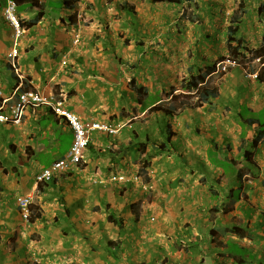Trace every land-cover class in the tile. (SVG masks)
Returning a JSON list of instances; mask_svg holds the SVG:
<instances>
[{
    "label": "crops",
    "instance_id": "crops-1",
    "mask_svg": "<svg viewBox=\"0 0 264 264\" xmlns=\"http://www.w3.org/2000/svg\"><path fill=\"white\" fill-rule=\"evenodd\" d=\"M96 1L91 12L102 19L100 31H107L109 11ZM6 2L0 0V108L8 100L3 112L9 113L18 93L35 88L64 96L66 108L82 120L124 128L117 136L95 133L80 170L37 184L36 176L68 153L73 141L68 123L40 107L28 108L21 125L0 124V264H264V134L259 139L260 130L248 125L264 106V82L250 81L241 69L222 77L212 86L217 97L210 106L222 111L219 120L205 118L204 107L184 106L174 117L161 113L140 120L126 107L134 112L139 107L136 86H128L126 72L112 68L111 59L97 60L77 48L67 58L75 38L65 30L76 29L67 24L74 11L63 0L47 1L46 17L25 30L17 59L25 78L20 82L10 64L14 34L4 18ZM249 4L240 35L254 54L260 47L264 51V18H254ZM35 15L28 9L20 13L23 20ZM227 26L228 21L221 29L225 42ZM65 59L68 66L62 65ZM148 82L135 79L150 97L163 94L159 87L167 80L152 84V91ZM155 102L140 105L149 109ZM244 108L249 116H241ZM52 114L60 131L47 123ZM45 155L53 157L49 166ZM119 174H142L149 184L108 181ZM22 195L37 200L29 223L17 205Z\"/></svg>",
    "mask_w": 264,
    "mask_h": 264
},
{
    "label": "rangeland",
    "instance_id": "rangeland-1",
    "mask_svg": "<svg viewBox=\"0 0 264 264\" xmlns=\"http://www.w3.org/2000/svg\"><path fill=\"white\" fill-rule=\"evenodd\" d=\"M102 1L104 2V8L109 11L107 31H100L101 27L98 26L97 22L102 19L91 12L90 6L95 8L94 4L97 5V1H80L79 3L82 2L83 7L79 9L77 17L71 22L75 23L71 24V26L75 27L76 30L73 32L65 30L68 36H73L74 34L75 38L73 43H69L70 49L66 54L68 59L71 51L76 48L78 53H87L97 60L111 59L112 68L126 72V76L130 79L127 84L132 87L134 86L133 76L129 75V73L135 74L136 80H138V77L151 79V84L148 82L151 91L152 84L157 87L160 84V79L167 80V84H162V87H159L161 89L164 87L163 94H152L157 99L169 100L165 103L157 104L162 106L164 112H167L165 110L170 107L174 110L180 109L182 106L192 109L204 107L207 112V115H204V117L206 116L205 118L212 116L213 119H221L220 116L218 118L217 116L222 111L218 112L217 108L210 109V106L214 107L216 105L213 100L211 101L213 105L210 103L203 104L199 101L200 97L198 94L189 95L186 93L187 95H184L180 89L184 86L185 80L191 77L192 73L197 75L200 68L218 63L222 56L225 57L224 55L229 54L225 36L222 34L221 29L222 26H226L228 18L237 7L238 0H193L192 4H184L183 6L171 5L156 0ZM250 2L251 7L254 8L253 17H257V19L259 17L264 18V0H249L247 1V6L249 7L250 4L248 5V3ZM260 5H262L261 8H259ZM122 6H128L123 10H126L127 13L125 15H116L115 12L122 11L120 9ZM129 6L133 7V9H129ZM68 22H70L69 18L67 24ZM261 52H263V47L257 48L254 54L252 52L247 53L248 61H246L245 65L225 73L218 71V73L213 74L210 80L204 82L202 91L206 92L212 86H215L216 83H220L222 77L224 78L225 75L236 69L244 70L245 77L246 73L252 68H256L258 72L263 71V66L253 59L254 56ZM249 60H251L250 63ZM64 62H66L65 65L63 64ZM62 65L68 66L67 59L62 62ZM12 79L13 77H11ZM134 96L138 98L137 91L134 92ZM59 98L65 97L60 94ZM127 101L130 102L131 98L129 97ZM143 101L148 104L152 99L145 98ZM206 104L208 105V110L205 107L207 106ZM137 105L139 107L135 112L130 104L126 105L130 115L135 113L136 116L140 117L138 118L140 120L148 116H152V120L156 116L158 118L160 112H152V108L144 109L141 107L140 102ZM120 111L126 112V110H118V112ZM225 112V116H228L226 126H231L228 124L232 123L231 115H229L228 110H225ZM243 115L249 116L250 111L244 108ZM49 117L47 123H50L54 129L60 131L61 128L53 114L49 115ZM254 117L264 124V106L256 111ZM61 135L66 134L62 133ZM41 158L47 166L53 160L51 155L41 156ZM142 163V167H145V163L143 161ZM135 184L147 186L149 182L146 181L145 175H143L141 182L139 181ZM36 204L37 200L34 198V214H37L38 211ZM95 246L99 247L97 243ZM38 262L41 261L35 260L34 264Z\"/></svg>",
    "mask_w": 264,
    "mask_h": 264
},
{
    "label": "built area",
    "instance_id": "built-area-1",
    "mask_svg": "<svg viewBox=\"0 0 264 264\" xmlns=\"http://www.w3.org/2000/svg\"><path fill=\"white\" fill-rule=\"evenodd\" d=\"M4 18L9 23L14 33V47L12 49L11 58L12 66L21 80L25 78L19 72L17 67V61L21 44V39L25 34L20 19L17 15V5L13 0H8L4 9ZM64 65L66 62L63 63ZM239 65L231 59H226L220 62L217 67L218 71L225 73ZM246 77L249 80H257L258 73L249 72ZM1 94V93H0ZM8 103V100L2 101L0 108V124L19 125L22 123L25 112L28 108L36 109L40 107H48L51 111L60 119L65 120L73 132V142L69 152L62 159L56 161L50 168L43 170L36 177V183H49L57 176L69 173L71 171L80 170L81 165L84 163L85 154L88 146L92 142L95 133H105L109 136H116L120 133L121 126L113 125L109 122H98L94 120H82L76 114L70 112L65 106V99L58 98L55 92H51L48 95H44L43 92L36 90L35 88L26 90L18 95V100L13 106H10L9 113L3 112V106ZM141 176H135L131 179H127L123 176H112L109 179L111 184L127 185L128 183L135 181V183L141 182ZM33 196H21L18 198L17 203L22 212L23 219L27 222L31 216V206L33 204Z\"/></svg>",
    "mask_w": 264,
    "mask_h": 264
},
{
    "label": "trees",
    "instance_id": "trees-1",
    "mask_svg": "<svg viewBox=\"0 0 264 264\" xmlns=\"http://www.w3.org/2000/svg\"><path fill=\"white\" fill-rule=\"evenodd\" d=\"M16 5H17V12L18 15H20L21 12H24L26 9L28 10H32L36 12V15L34 16V18L30 19V20H23L22 19V26L23 28L27 29L28 27L31 26H36L39 22H41L45 17H46V8H47V1L49 0H13ZM81 0H63L62 5L64 8L69 9L74 11L73 15L69 17V21L73 22V19H75V17H77V13L79 11V5ZM148 1V0H146ZM159 2H165L171 5H178V6H183L184 4H192L193 0H156ZM128 7V6H127ZM126 6H122V8H120L121 10L126 9ZM262 7V5L260 6ZM129 9H133V7L129 6ZM249 10H248V6H247V0H238V4L236 9L234 10V12L232 13V15L228 18V26H227V48H228V52L229 55L227 57H222L220 58L219 62H223L226 59H231L233 61H235L236 63H238V67H240L241 65H245L246 61H248L247 59V53L250 52V49L247 48L246 45V39L243 35L241 34L242 31V25H243V19L247 16ZM264 56V51L263 54L261 55H257L255 58L253 59H257V58H262ZM263 61V71H260L258 74V81L259 82H264V60ZM218 62V63H219ZM251 62V60H249V63ZM218 63H214L213 65H209L206 66L204 68H200L199 69V73L197 75H194L192 73L191 77L188 78L187 80H185V84L184 86H182V88L180 89L182 91V93L184 95H187L186 93H188L189 95H193V94H198L199 95V101H201V103H210L211 105H213V103L211 102L212 99L217 97V92L215 91L214 88H210L208 89L206 92L202 91V87L204 82L207 80V78L211 79V76L215 73H218ZM223 73V72H221ZM222 75V74H221ZM133 84L136 86V90L138 93V98H139V102L142 106H147L145 104V101H143L145 98L146 99H152V101L150 102L151 105L155 104L157 101V103H159L160 101L157 100V98L155 96H149V91L148 89L143 86V85H136L135 84V79H133ZM174 99V97H173ZM167 112H164V109L162 108L161 105H156L155 107L152 108V112H160L159 114H164L168 117L173 116L174 113H176V110H174L172 107H170L169 109L165 110ZM242 117L244 116L243 114L241 115ZM245 117V116H244ZM248 125L252 126V127H256V129L260 130L259 131V136L258 138L260 139V137H262L261 135L264 134V132L262 131V129H264V124L261 123L260 120H258L257 118L255 119H251L248 120ZM168 131H171V127L168 126ZM257 138V139H258ZM256 139V140H257ZM255 140V142H256ZM256 144H258V141L256 142ZM144 148H146L147 146L144 145ZM245 155L248 154V151H245L244 153ZM249 156H247L248 158ZM1 164V161H0ZM146 167V166H145ZM144 167V168H145ZM263 185H264V181H263ZM39 216V215H38ZM34 221V216L32 215L30 218V222ZM116 222V220H114Z\"/></svg>",
    "mask_w": 264,
    "mask_h": 264
},
{
    "label": "clouds",
    "instance_id": "clouds-1",
    "mask_svg": "<svg viewBox=\"0 0 264 264\" xmlns=\"http://www.w3.org/2000/svg\"><path fill=\"white\" fill-rule=\"evenodd\" d=\"M7 2H8V0H7ZM7 2H6V4H7ZM6 7V6H5ZM5 9V8H4ZM17 15H18V12H17ZM18 17H19V19H20V22H21V25H22V18L20 17V15H18ZM8 23V22H7ZM9 24V23H8ZM23 27V26H22ZM12 29V28H11ZM24 30H26L25 28H23ZM13 31V30H12ZM14 34V33H13ZM13 45H14V43H13ZM20 48H21V45H20V47L18 48V50L20 51ZM13 49V48H12ZM11 53H12V51H11ZM20 53V52H19ZM11 56V55H10ZM18 57H19V54H18ZM18 57H16V61H17V59H18ZM256 56H254L253 58H255ZM254 60H256V61H258V63H260L262 66H263V61L262 60H264V56L262 57V58H257V59H254ZM220 63V62H219ZM218 63V64H219ZM10 64H11V66H12V58L10 57ZM17 67H18V64H17ZM12 68H13V66H12ZM19 69V68H18ZM235 69V68H234ZM14 72H15V70H14ZM249 72H256V73H258L259 74V72L258 71H249ZM249 72H247V73H249ZM16 73V72H15ZM247 73H246V75H247ZM16 75H17V73H16ZM18 76V75H17ZM18 78H19V76H18ZM20 79V78H19ZM248 79V78H247ZM258 80V79H257ZM257 80H254V81H257ZM23 80H21L20 79V82H22ZM250 81H252V80H250ZM32 89V88H31ZM29 90V89H28ZM26 91V90H25ZM22 92H24V91H22ZM22 92H20V93H22ZM20 93H18V95L20 94ZM18 95H17V100H18ZM16 100V101H17ZM3 101V100H2ZM1 101V102H2ZM65 121V120H64ZM66 122V121H65ZM109 123H111V124H113V125H116V126H121V130H120V132L123 130V128H124V126L122 125V124H118V123H113V122H109ZM69 125V124H68ZM69 127H70V125H69ZM71 129V128H70ZM73 133V132H72ZM120 134V133H119ZM118 134V135H119ZM109 136V135H108ZM117 136V135H116ZM73 142V141H72ZM92 143V142H91ZM90 143V144H91ZM72 145V144H71ZM90 146V145H89ZM89 146H88V148H89ZM71 148V147H70ZM88 148H87V150H88ZM70 150V149H69ZM86 150V151H87ZM69 152V151H68ZM62 159V158H61ZM83 166H84V163L81 165V168H83ZM51 167V166H50ZM49 167V168H50ZM80 168V169H81ZM48 169V168H47ZM45 170V169H44ZM71 172H73V171H71ZM70 173V172H69ZM67 174V173H66ZM112 176H123V177H126L127 179H131V178H133V177H135V176H143L142 174H135V175H130V176H127V175H121V174H119V175H112ZM111 176V177H112ZM37 177V176H36ZM110 177V178H111ZM54 180V179H53ZM53 180L51 181V182H53ZM109 181V180H108ZM51 182H49V183H51ZM40 184H47V183H40ZM129 184H135V181H132V182H130V183H128L127 185H129ZM119 185H122V184H119ZM23 196V195H22ZM19 197H21V196H19ZM18 197V198H19ZM18 198H17V200H18ZM34 198V197H33ZM34 200V199H33ZM17 205H18V203H17ZM18 208H19V206H18ZM19 211H20V213H21V215H22V212H21V210H20V208H19ZM33 215V204H32V206H31V216ZM31 216H30V218H31ZM22 218H23V216H22ZM24 220V219H23ZM25 221V220H24ZM26 222V221H25ZM30 222V219H29V221H27L26 223H29Z\"/></svg>",
    "mask_w": 264,
    "mask_h": 264
}]
</instances>
